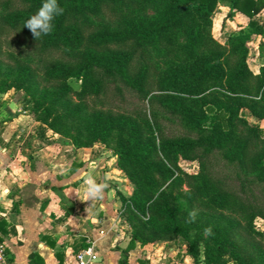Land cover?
Returning <instances> with one entry per match:
<instances>
[{"label":"trees","instance_id":"16d2710c","mask_svg":"<svg viewBox=\"0 0 264 264\" xmlns=\"http://www.w3.org/2000/svg\"><path fill=\"white\" fill-rule=\"evenodd\" d=\"M58 2L64 13L49 35L36 40L24 22L42 0H0L1 23L31 39L30 50L16 52L0 38V58L14 73L0 80V93L43 86L31 109L42 126L75 147L113 141L116 163L133 185L129 195L118 192L133 226L128 247L179 238L193 262L202 255L203 264H225L227 257L233 264H264V230L253 225L256 217L264 219V208L227 187L205 160L216 149L264 185V64L258 72L248 64L249 42L264 35V23L256 19L264 0ZM219 4L228 6V17H248L224 43L212 33ZM119 80L157 107H105L109 83ZM163 113L189 134L167 135ZM179 159H196L197 172L183 171ZM193 209L236 219L201 227L196 220L187 223ZM209 225L214 235L205 236ZM236 229L248 236L243 249L233 237Z\"/></svg>","mask_w":264,"mask_h":264},{"label":"crops","instance_id":"0c3cea01","mask_svg":"<svg viewBox=\"0 0 264 264\" xmlns=\"http://www.w3.org/2000/svg\"><path fill=\"white\" fill-rule=\"evenodd\" d=\"M228 11L219 4L212 15L213 28L223 32L222 43L248 22L241 12L228 17ZM256 19L264 23V10ZM250 44L257 59L264 60V35ZM7 106V116L0 118V240L13 264H76L75 252L88 241L98 251L95 264H194L183 244L136 242L128 247L118 192L129 195L132 183L106 144L75 147L37 127L29 113H20L19 104L17 110L13 101ZM89 175L107 183L103 198L85 201Z\"/></svg>","mask_w":264,"mask_h":264},{"label":"rangeland","instance_id":"374dc122","mask_svg":"<svg viewBox=\"0 0 264 264\" xmlns=\"http://www.w3.org/2000/svg\"><path fill=\"white\" fill-rule=\"evenodd\" d=\"M4 11L0 7V13ZM30 35H32L31 31ZM212 33L214 37L218 41H224L223 32L221 29L212 27ZM0 38L3 42V47L5 49L18 51L19 49H23L25 51L30 50L31 39L25 33L19 30H13L8 25L2 24L0 21ZM221 42V43H222ZM250 54L248 56V64L253 71L258 70L256 67L257 64H261L264 60L257 59L254 53V44H250ZM10 62L5 58H0V80L7 79L9 77L14 76L13 71L10 68ZM124 79V78H121ZM72 86L75 89L79 88V82L71 79L70 80ZM45 87L39 86L37 88L31 86L29 89L25 90H14L9 89L5 93H0V118H4L7 116V109H9V104L11 101L14 102V107L17 110L19 106L21 107L20 113L27 114L29 113L30 117L36 121V125L42 126L39 121L36 120L35 114L32 112L33 101L36 99H40L41 95L44 93ZM153 92H151L148 97H151ZM105 107L111 108L115 111L120 112H134V111H147L149 112L152 107H157V105H153L149 102L148 98L144 99L142 96L130 85H128L124 80H119L117 84L115 82H110L106 97L103 100ZM6 106L8 108H6ZM159 109V108H158ZM246 114V112H245ZM247 119L250 123H256L257 121L254 118L250 117L246 114ZM166 114H162L160 117V121L164 128V131L167 135H186L189 134L183 127L180 125L177 119L173 117L166 118ZM261 126H264V120L259 121ZM46 129V128H45ZM51 131V130H50ZM75 131V130H73ZM53 132V131H52ZM54 133V132H53ZM62 141H67L71 143V140L68 137H65L61 134H58ZM108 148L113 150V141L110 139L106 142ZM113 152V151H112ZM206 165L217 178L222 179L226 186L231 190H234L243 200L258 203L262 205L264 208V185L255 181L253 175L244 174L240 171V169L232 162L224 159L218 150H213L206 157ZM184 162L181 159L178 160V164L183 171H188L190 173H195L198 170V161ZM124 173V172H123ZM125 175V173H124ZM126 177V175H125ZM127 178V177H126ZM128 179V178H127ZM133 186V185H132ZM118 215L121 218V223L124 226L125 230L128 231L129 235L133 229L129 219L123 213V209L118 207ZM236 219L233 216L228 215L227 213H213L205 210L198 209V216L196 221L201 227L209 221H213L215 223L224 224L228 219ZM254 228L257 231L264 230V219L261 217H256L253 222ZM233 237L235 241H237L240 249L248 246V236L246 233L240 229H236L233 231ZM159 241H171L176 247L181 244L179 238L166 240L161 239ZM157 242V241H156ZM153 243V242H152ZM203 245H201V249ZM203 256H200L198 262H194V264H203L202 260ZM230 258H226L225 264H233Z\"/></svg>","mask_w":264,"mask_h":264},{"label":"clouds","instance_id":"9594fccd","mask_svg":"<svg viewBox=\"0 0 264 264\" xmlns=\"http://www.w3.org/2000/svg\"><path fill=\"white\" fill-rule=\"evenodd\" d=\"M63 13L64 8L60 6L58 0H42V4L37 12L24 22V27H27L31 31L36 40H39L42 36H47L53 31L54 19ZM84 183L85 201L103 198L104 190L108 187L107 183H97L95 178L90 175L85 178ZM197 216L198 210H191L188 213L187 223H194ZM204 235H214L211 225L204 229Z\"/></svg>","mask_w":264,"mask_h":264},{"label":"built area","instance_id":"2783aa9c","mask_svg":"<svg viewBox=\"0 0 264 264\" xmlns=\"http://www.w3.org/2000/svg\"><path fill=\"white\" fill-rule=\"evenodd\" d=\"M181 160L184 162H189L190 164L192 163V161L186 159H181ZM185 172L190 173L188 171ZM101 232L103 231L101 230ZM98 258L99 255H98V251L96 250L94 241H88L86 245L80 247L75 252L76 264H95ZM0 264H13L7 256L6 247L1 240H0Z\"/></svg>","mask_w":264,"mask_h":264}]
</instances>
